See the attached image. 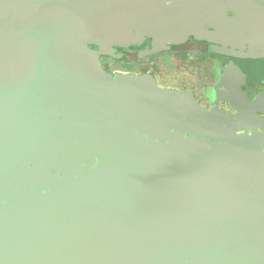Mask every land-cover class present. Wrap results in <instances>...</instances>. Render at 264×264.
Instances as JSON below:
<instances>
[{
	"label": "water",
	"instance_id": "1",
	"mask_svg": "<svg viewBox=\"0 0 264 264\" xmlns=\"http://www.w3.org/2000/svg\"><path fill=\"white\" fill-rule=\"evenodd\" d=\"M224 1L0 0V264H264V155L95 59L132 31L178 42Z\"/></svg>",
	"mask_w": 264,
	"mask_h": 264
},
{
	"label": "flooded vegetation",
	"instance_id": "2",
	"mask_svg": "<svg viewBox=\"0 0 264 264\" xmlns=\"http://www.w3.org/2000/svg\"><path fill=\"white\" fill-rule=\"evenodd\" d=\"M132 35L122 44L106 45L120 58L95 57L101 72L111 78H151L159 90L182 95L205 120L221 130L228 126L264 155V147L253 140L264 136V103H252L254 95L264 94V73L257 85L251 78L254 66L264 69V0H225L215 21L175 43L157 44L136 31ZM84 47L103 52L96 44ZM179 141L191 148L211 146L214 134L203 132L202 139L182 134Z\"/></svg>",
	"mask_w": 264,
	"mask_h": 264
},
{
	"label": "rangeland",
	"instance_id": "3",
	"mask_svg": "<svg viewBox=\"0 0 264 264\" xmlns=\"http://www.w3.org/2000/svg\"><path fill=\"white\" fill-rule=\"evenodd\" d=\"M262 66V65H260ZM264 73V69L263 68H259L258 66H254L253 69L251 70V78L254 82H256V85L258 84L257 82H259V78L260 76H262ZM254 99H253V104L254 105H262L264 103V94L263 95H254Z\"/></svg>",
	"mask_w": 264,
	"mask_h": 264
}]
</instances>
